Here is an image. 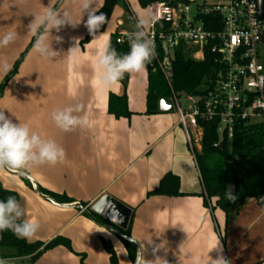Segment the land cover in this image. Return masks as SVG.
<instances>
[{"label":"crops","instance_id":"0c3cea01","mask_svg":"<svg viewBox=\"0 0 264 264\" xmlns=\"http://www.w3.org/2000/svg\"><path fill=\"white\" fill-rule=\"evenodd\" d=\"M57 1L53 7L70 11L74 21L80 19L79 0H63L59 5ZM49 2L0 0V37L10 30L18 33L14 43L0 48V61L11 65L9 71L31 43L27 26L34 19L32 14L40 13ZM101 2L104 5L105 0ZM144 10L147 8L139 0H120L105 30L97 32L84 49L80 47L75 60L67 52L77 39L80 46L86 36L87 14L76 27L69 24L59 32L52 30L53 37L61 38L52 41L59 56L44 59L33 47L28 51L20 71L0 96V109L14 123L28 124L42 139L55 140L66 152L62 163L34 166L28 174L39 188L64 194L72 201L55 200L60 204L89 206L108 194L132 208L131 237L146 261L159 256L167 264H193L196 258L206 257L219 240L222 252H210L213 259L223 255L230 264H264V206L249 198L225 212L214 203H205L200 172L177 111L146 114L148 71L129 74L126 89L120 82L111 88L100 84L96 66L99 50L113 34L136 31L137 14ZM7 73L0 69V82ZM125 92L133 113L128 118H115L108 111L109 94ZM77 104L84 106L80 115L87 116L91 126L62 131L51 113ZM169 172L180 177L182 195L148 196ZM0 173L5 177H0L2 186L19 194L23 218L40 224L28 242L48 243L58 236L71 241L72 250L57 246L34 264H83L81 255H85V264H111L103 240L112 243L120 264H133L122 239L82 210L58 206L39 196L23 176L6 170ZM162 243L164 246L154 253ZM15 253L13 248H0V260L32 264L29 256Z\"/></svg>","mask_w":264,"mask_h":264},{"label":"built area","instance_id":"2783aa9c","mask_svg":"<svg viewBox=\"0 0 264 264\" xmlns=\"http://www.w3.org/2000/svg\"><path fill=\"white\" fill-rule=\"evenodd\" d=\"M147 9L156 17L148 29L155 46L153 59L172 90V104L194 157L190 128L202 130L199 119L218 120L221 138H232L238 121L264 123V0H201L194 12L190 4L158 1ZM131 34L118 32L116 40L130 42ZM180 47L196 60H204L206 52L215 54L222 66L200 94H186L191 102L187 109L172 87L173 61ZM256 199L264 206V195Z\"/></svg>","mask_w":264,"mask_h":264},{"label":"trees","instance_id":"16d2710c","mask_svg":"<svg viewBox=\"0 0 264 264\" xmlns=\"http://www.w3.org/2000/svg\"><path fill=\"white\" fill-rule=\"evenodd\" d=\"M120 0H105L104 5L97 14L104 13L109 19ZM164 1L169 3L190 4V0H139L142 7L147 8L151 3ZM63 0H58L61 4ZM211 18V16H210ZM206 22L209 17H206ZM108 22L101 27L98 32L105 30ZM211 29V27H209ZM92 35L86 30V36L81 41L82 46L92 39ZM35 39L31 41L29 47L21 54L13 69L8 72L0 84V96L3 95L9 80L18 72L19 66L26 57L30 46H33ZM109 44L116 49L119 54H125L130 50V42L118 43L116 34L110 38ZM162 56V52L159 51ZM221 64L216 60V55L206 52L204 60H196L186 54L182 48L176 51L173 61L172 87L179 96L185 94H200V88L207 82L216 79V74L221 69ZM148 90L146 96V114L153 115L160 113V101L166 100L172 103V90L167 83L162 72L157 68L156 61L152 59L147 65ZM126 89L129 83V74H125L120 81ZM108 111L115 118L130 117L132 111L129 107L127 93L122 95L110 93L108 98ZM199 126L202 128L201 146L195 148L197 167L204 186L205 203L211 202L222 208L225 212L233 205H240L249 198H258L264 195V123L250 124L238 121L234 127L233 137L228 135L222 138L218 134V120L199 119ZM235 186V201L227 198V187ZM41 192L52 197L60 203H72L66 195L57 194L52 191L40 188ZM15 196L19 201V194L15 191L5 189L0 182V199L8 196ZM179 196L181 192L180 177L169 172L160 181L158 187L148 193V196ZM85 205V204H84ZM98 218L105 221L103 218ZM132 219L126 230H122L125 235L131 236ZM106 222V221H105ZM128 249L129 256L133 264L136 261V247L122 239ZM104 248L110 255L111 264H119V259L112 243L103 240ZM57 246H64L72 250L70 239L58 236L48 243L37 241L30 243L24 238H18L11 230L0 232V248L15 249L16 256H29L34 264L37 259L46 251ZM82 263L85 264V255H81Z\"/></svg>","mask_w":264,"mask_h":264},{"label":"clouds","instance_id":"9594fccd","mask_svg":"<svg viewBox=\"0 0 264 264\" xmlns=\"http://www.w3.org/2000/svg\"><path fill=\"white\" fill-rule=\"evenodd\" d=\"M55 0H50L47 6H43L40 13H33L34 19L28 24L27 34L35 38L33 51L41 58L52 59L60 55L53 50L52 41L61 40L59 36L53 37L52 30L59 32L65 25L76 27L87 14L85 27L93 38L103 25L108 22L104 13L97 14L103 6L101 0H79L80 19L74 21L68 10L53 7ZM156 19L150 10H144L137 14L136 31L130 37V50L125 54H119L109 43H105L99 50L96 66L100 73V84L104 88H111L119 84L125 74H140L147 70L155 56V46L149 37L148 29ZM18 38L16 31H7L0 37V48H5L14 43ZM79 40L71 47L67 54L75 60L80 52ZM11 65L7 61H0V69L7 73ZM84 106L77 104L63 109H56L51 113V119L55 125L64 132H70L80 127H90V120L82 116ZM66 152L55 140L42 139L41 136L31 130L26 123H14L0 109V171L7 169L27 175L34 166L44 164L55 166L62 163ZM227 198L235 201L236 197L227 192ZM24 208L15 196L0 199V232L11 230L18 238L32 239L40 229L36 220L24 219ZM151 242V241H149ZM164 245H157L155 253ZM213 250L222 252L220 241L217 240L203 258H196L193 264H230L223 255L213 259L209 253ZM0 264H6L0 260ZM135 264H167V261L156 257L154 261H146L138 252Z\"/></svg>","mask_w":264,"mask_h":264},{"label":"water","instance_id":"95a60500","mask_svg":"<svg viewBox=\"0 0 264 264\" xmlns=\"http://www.w3.org/2000/svg\"><path fill=\"white\" fill-rule=\"evenodd\" d=\"M159 109L161 112H173L175 108L172 103H169L163 99L160 101ZM6 171L12 174L23 176L27 178L28 180H30L37 194L51 201L55 205L66 207V208H75V209L82 210L89 218H91L92 221H94L99 226L112 232L119 238L132 243L137 249V255H138V252L141 254V249H140L139 244L131 236L125 235L122 232V230H126L128 228V225L130 223V219L132 216V212H133L132 208H130L123 202L111 197L108 194H105L89 206H86L83 203L60 204L56 202L55 199H53L52 197L43 194L39 188V185L35 181V179L31 177L29 174L22 175L20 172L14 171L11 169H7ZM228 191H231L232 193H234L235 186L229 185L227 187V192ZM98 216L103 218L106 222L100 220Z\"/></svg>","mask_w":264,"mask_h":264},{"label":"rangeland","instance_id":"374dc122","mask_svg":"<svg viewBox=\"0 0 264 264\" xmlns=\"http://www.w3.org/2000/svg\"><path fill=\"white\" fill-rule=\"evenodd\" d=\"M191 1V3H190V5H192V11L194 12L195 11V5H196V3H198V2H200L201 0H190ZM58 2V1H57ZM57 4V3H56ZM55 4V5H56ZM55 8H56V6H54ZM148 10V9H147ZM35 38L33 37L32 39H31V41L32 40H34ZM30 41V42H31ZM31 43H29L26 47H25V49L22 51V53L29 47V45H30ZM85 46V45H84ZM31 48L33 47V46H30ZM80 47H81V49H84V47L82 46V44H81V41H80ZM30 48V49H31ZM21 53V54H22ZM21 55H19V57H20ZM19 57L17 58V60L19 59ZM17 60L14 62V64H13V67H14V65H15V63L17 62ZM24 60H25V58H24ZM23 60V61H24ZM23 63V62H22ZM21 63V64H22ZM21 66V65H20ZM20 66H19V69H18V72L20 71ZM13 67H12V69H13ZM11 69V70H12ZM24 71H25V67L23 68V73H24ZM10 72V71H9ZM17 72V73H18ZM16 73V74H17ZM8 74V73H7ZM6 74V75H7ZM15 74V75H16ZM14 75V76H15ZM5 78V77H4ZM9 82H10V80H9ZM8 82V83H9ZM2 82H0V84H1ZM5 91V90H4ZM4 94V93H3ZM186 94L185 93H181V94H179V96H178V98H179V102H180V104H182V106L185 108V109H187L188 108V106L189 105H191V102H189L187 99H186ZM201 129H195V130H193L192 128H190V132H191V135H192V138H193V143H194V145H195V147L197 148V149H199V146H201V139H202V136H201ZM0 177L2 178V179H4L5 177H4V175H3V173H0ZM118 259H119V257H118ZM119 262H120V259H119ZM7 264V263H6ZM9 264H29L28 262H22V261H15V262H13V263H9ZM120 264V263H119Z\"/></svg>","mask_w":264,"mask_h":264}]
</instances>
